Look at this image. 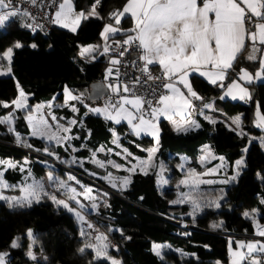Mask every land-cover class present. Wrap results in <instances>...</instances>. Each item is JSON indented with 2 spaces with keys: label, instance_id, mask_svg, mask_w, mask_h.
Returning <instances> with one entry per match:
<instances>
[{
  "label": "trees",
  "instance_id": "16d2710c",
  "mask_svg": "<svg viewBox=\"0 0 264 264\" xmlns=\"http://www.w3.org/2000/svg\"><path fill=\"white\" fill-rule=\"evenodd\" d=\"M123 1L71 0L74 9L83 13L93 10L96 14L82 17L74 31L53 25L46 32H30L20 28L19 17L12 16L6 21L0 30V52L9 46L11 53L9 73L0 75V117L10 111L14 131L27 133L25 113L21 109L11 110L10 105L1 102L14 98L16 85L26 94V108H29L30 104L52 95L61 99L64 86L72 91L82 90L85 97L90 82L104 80L110 54L101 46L89 53H81L79 47L99 41L101 27L114 23ZM115 24L121 31L109 34L106 43L131 32L127 15H122ZM15 43L19 45L14 46ZM241 54L238 52L231 63L229 71H233V76L240 68L251 72L259 69L264 74V68H260L256 60L248 61ZM188 80L197 95L192 100L194 104L212 97L211 108L203 109L202 113L215 119L208 121L196 115L197 126L184 131L173 130L166 120H158L154 156L161 161H175L173 153H183L188 164L200 169L202 166L196 162L198 146L206 143L221 156L224 172L234 173L230 181L215 185L209 191L222 190L223 198L218 207L202 206L198 214L188 216V205L169 203L173 190H159L152 171L131 172L125 187L116 193L96 189L99 200L94 211L87 214L94 229L79 225L64 207L54 205L43 196L36 202L0 201V253L6 264H109L88 248L97 231L103 235L106 255L118 259L119 264L227 263V240L232 242L236 238L225 236L223 232L252 233L258 225L264 224V152L254 138L258 135L264 138V126L257 127L254 123L255 107L264 118V80L244 84L249 90L245 102L218 98L225 82L210 84L196 74H190ZM234 113L241 114L239 132L219 117ZM110 129L116 132L118 141L127 151L138 156L145 154L151 142L148 136L134 137L123 122L113 124L90 113L83 114L80 123L72 127L75 136L70 142L85 154L98 145H109ZM11 131L0 119V157L21 158L22 151L3 143L13 142ZM27 140L31 148L57 159L60 157L58 160L69 165L64 160L67 153L59 145L35 137ZM240 157L241 161L235 163ZM26 158L34 177L54 169L33 157ZM73 168L83 174L86 169H92L88 165L84 169ZM55 170L61 174L60 169ZM88 175L92 178L90 173ZM2 177L16 184L21 181V172L16 167L5 168ZM94 180L101 183L97 178ZM110 241L112 245H108ZM153 242L166 243L174 251L161 249L155 254L151 250ZM240 264L248 263L241 261Z\"/></svg>",
  "mask_w": 264,
  "mask_h": 264
},
{
  "label": "rangeland",
  "instance_id": "374dc122",
  "mask_svg": "<svg viewBox=\"0 0 264 264\" xmlns=\"http://www.w3.org/2000/svg\"><path fill=\"white\" fill-rule=\"evenodd\" d=\"M96 14L93 10H89L83 13L81 10L74 9L71 0H59L56 10L54 11L53 21L56 26L65 28L70 31H74L79 20L82 17H93ZM3 28L0 25V30ZM121 31V29L115 23H105L99 32V41L97 43H91L82 45L79 47L81 53L91 52L97 46L104 48L106 44V38L109 34H113ZM125 40H129V35L124 37ZM14 46H18L16 43ZM11 47H6L0 52V75L9 73V61H10ZM116 62L113 55H110L107 59V65L104 70V76H107L112 64ZM82 90L72 91L66 86L63 87L61 93V99H56L54 95L48 99L41 100L30 104L26 102V94H24L18 85H16V94L13 100L10 102V108L21 109L24 111L23 120L27 123L29 131L27 135L29 137H35L50 142L54 145H59L67 153L64 158L65 162L73 167L84 169L86 165L92 169H86L91 174L97 183L103 185L110 193H116L117 190H121L125 187L128 179V175L133 171L145 172L152 171L155 174L156 185L159 190L166 188L173 190V196L169 199V203H185L188 205L187 215L192 216L198 214L202 206H210L217 208L222 200V190L220 188L214 189V193H210L213 186H218L231 180L232 174L224 172V163L220 155L216 154L206 143H202L198 146V154L196 156V162L200 169L188 164V159L183 153H173L175 155V161H161L154 156V151L157 147L158 136V120L159 117L155 112V108L149 109L150 118H147L146 114H142L139 109H136L129 104L125 106L120 103L118 106L113 105L108 108L104 106L102 98L98 100H87L82 95ZM194 97V91L188 87L186 91L179 89L174 96H172L170 104L164 110V117L170 127L176 131H184L194 128L196 123L194 121V114L203 110L205 102L194 104L192 98ZM96 114L103 119L111 121L113 124L123 122L126 125V130L134 137H140L146 135L151 139L150 144L145 148L144 155L138 156L130 153L127 149L118 141V135L113 129H110L109 145H98L94 150H88L86 153L80 152V147L72 145L70 140L75 134L72 133V127H76L80 122L79 114ZM255 125L257 127L264 126V118L255 107ZM1 120L6 123V127L11 129V135L15 144L24 148L30 147L27 137L12 128L13 121L10 115V111L2 115ZM229 122L233 126L236 132L240 131V120L238 118H230ZM194 123V125H193ZM227 125V123L225 122ZM261 145V151L264 152V138L260 135L255 138ZM14 147V146H13ZM51 155H55L53 152ZM79 153V154H78ZM60 158V157H59ZM58 158V159H59ZM21 162L15 159H0V167L5 166L7 168L16 167L21 172V183L16 185V191L19 192L15 200L12 202H36L40 196L46 197L54 205L62 203L63 206L71 205L69 203L70 198L76 203V206L70 208L73 214H75L76 222L79 225L87 224L88 218L83 215L82 206L89 205L90 208L84 209L85 212H93L99 197L95 195L96 189L101 192H107L103 188H99L94 184L87 183L84 188L75 185L71 180L79 181L78 178L73 175H68L61 172L63 177L53 171L47 170L46 173L41 175L38 180H33L32 175L28 169L27 158L22 157ZM241 157L236 160L235 163H239ZM60 172V170H59ZM50 176V177H49ZM55 177L57 180H54ZM67 178L68 181H66ZM87 177V175H86ZM94 177V178H93ZM51 178V179H50ZM58 180L60 187L65 191H56L52 186L57 187ZM80 185L82 183L78 182ZM67 185V187H64ZM9 189L12 186H8ZM93 194H92V193ZM77 193L79 198L81 197V205L74 194ZM100 193V192H99ZM61 197L62 202L55 201L54 197ZM68 206V207H69ZM90 212V213H92ZM89 213V214H90ZM91 222V221H90ZM89 226L88 224L86 225ZM227 240V251L229 257L226 264H240L242 258H246L249 255L246 251H241V247L246 248V244L251 247L255 244L262 243L257 239H240ZM95 256H102L105 260H108L110 264H119L118 259L106 255L105 243L103 235L100 232H95L90 243H88ZM161 249H165L159 242L151 243V250L157 254ZM247 250V248H246ZM178 252V250H175ZM246 252L247 255H244ZM2 254V253H1ZM31 255V254H30ZM229 259V261H228ZM114 260V261H113Z\"/></svg>",
  "mask_w": 264,
  "mask_h": 264
},
{
  "label": "crops",
  "instance_id": "0c3cea01",
  "mask_svg": "<svg viewBox=\"0 0 264 264\" xmlns=\"http://www.w3.org/2000/svg\"><path fill=\"white\" fill-rule=\"evenodd\" d=\"M246 13L250 15L248 25L243 20V16ZM122 15H127L130 19L131 32L129 38H135L138 41L141 48L140 55L143 60L158 66L165 78L164 93L161 95L158 105L154 107L156 109L155 113L159 117H164L165 108L168 107L171 97L179 89L186 91L190 87L188 80L190 74H196L210 84H221L226 75L230 73L229 70H231V63L235 55L240 51L244 59L248 61L256 60L258 66L264 68V19H262L264 17V1L262 3L261 0H199V2L198 0H124L114 17V23ZM12 16L18 17L15 12L5 9V0H0V25L2 28ZM52 23L56 25L53 19ZM16 44L19 45L18 43ZM260 80H264V74L259 69L251 72L240 68L235 76L232 73L231 78L222 86L218 98L245 102L249 97V90L244 84ZM196 98L197 95L194 92L192 100ZM12 100L1 102V104L10 105ZM204 102L205 106L203 109H210L212 97ZM120 103L124 107L132 104L139 111L142 106V101L139 98L129 95H119L113 105L118 106ZM196 115L208 121L215 119L203 114L202 111L196 112L194 118ZM79 116L81 119L83 114H79ZM219 117L231 128L233 126L228 120L229 117L238 118L241 123L240 113L219 115ZM193 122L197 126L196 119ZM25 124L29 131L27 123ZM196 126L193 127L195 128ZM27 133L24 135L28 138ZM5 158L12 159L10 157H0V159ZM15 160L22 161L19 158ZM5 168L7 167H0V201L2 202L15 200L14 198L19 193L15 189L16 185L21 183V181L16 184L7 182L2 177V171ZM58 174L63 177L62 174ZM85 174L88 175V172H85ZM32 178L34 181L38 180L41 183L39 177L32 176ZM52 178L57 180L55 177ZM64 179L68 181L67 178L64 177ZM77 180L79 181L74 182L71 180L69 182L81 186V189L85 185L88 186V182L86 183V181L81 179ZM78 182L82 183V185ZM58 185L57 187L52 186V188L58 192L65 191L60 187L59 180ZM8 186H12V188L9 189ZM64 187H67V185H64ZM74 196L75 199L81 202V205L85 203H82L81 197L78 199L79 195L77 193ZM53 199L62 202L63 198L61 199L59 196ZM71 201L72 203H69L71 207L68 204L63 206L62 203H58L57 206L64 207L75 217L70 208L74 209L76 203L70 198L69 202ZM82 208L83 215L88 218L89 229H94L87 215L92 212L91 209L88 213L84 211L90 206H85L84 204ZM86 225L82 224L81 226L87 227ZM25 235L28 236V231H26ZM257 240H261L262 243L255 244L252 247L246 244L247 250L241 247V251L249 253L246 258H242V261L248 264H264V239ZM160 244L165 249L174 251V248L169 247L166 243ZM232 244H234L233 241ZM88 248L91 249L90 247ZM246 252L244 255H247ZM96 257L102 258V256ZM228 257L229 255L227 254ZM106 261L110 264L108 260ZM0 264H6L4 255L1 253ZM214 264L222 263L214 262Z\"/></svg>",
  "mask_w": 264,
  "mask_h": 264
},
{
  "label": "built area",
  "instance_id": "2783aa9c",
  "mask_svg": "<svg viewBox=\"0 0 264 264\" xmlns=\"http://www.w3.org/2000/svg\"><path fill=\"white\" fill-rule=\"evenodd\" d=\"M58 2L59 0H5V9L18 15L20 28L30 32H46L53 26V11ZM243 20L248 25L250 15L246 13ZM104 51L116 59L107 76L102 80L105 88V92L101 96L104 106L112 107L119 95L134 96L142 101L140 112L150 118L149 109L158 105L165 90V78L161 69L143 60L140 55V45L135 38L129 40L124 38L111 39L105 44ZM3 143L16 147L24 153L25 157H33L54 169H60L61 172L73 175L75 178L85 179L89 181L88 183L111 192L103 185L55 157L31 147L24 148V146L11 144V142ZM223 235L240 239H264V225L256 227L252 233L223 232ZM108 245H112V242H108Z\"/></svg>",
  "mask_w": 264,
  "mask_h": 264
},
{
  "label": "water",
  "instance_id": "95a60500",
  "mask_svg": "<svg viewBox=\"0 0 264 264\" xmlns=\"http://www.w3.org/2000/svg\"><path fill=\"white\" fill-rule=\"evenodd\" d=\"M233 71H230L229 74L223 79V82L228 81L232 76ZM105 88L101 80L92 81L88 84L87 93L85 94V99L87 100H98L104 94Z\"/></svg>",
  "mask_w": 264,
  "mask_h": 264
}]
</instances>
